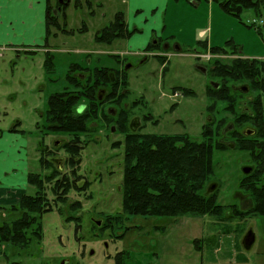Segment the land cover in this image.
<instances>
[{
  "label": "rangeland",
  "instance_id": "rangeland-1",
  "mask_svg": "<svg viewBox=\"0 0 264 264\" xmlns=\"http://www.w3.org/2000/svg\"><path fill=\"white\" fill-rule=\"evenodd\" d=\"M58 1L50 0L51 13L57 17L59 25L65 23L70 32L51 26L50 32L55 36L49 37L47 45L43 46V38L33 44L26 43L23 47L26 50L20 52L5 51L1 55L0 51V128H13L21 135L18 138L27 140L28 173L57 169L52 158H60L59 171L69 173L75 169L81 177L77 184L86 183L87 187L82 191L70 190L67 203H56L52 211L43 215L40 240H34L26 248L2 243L0 264H61L64 259L68 260L66 264H115L117 252H122L123 264L264 262V255L257 254L258 250H264V217L234 215L244 203L235 196V192L245 193L239 187L241 167L251 164L247 149L239 147L238 140L244 142L253 138L244 131L254 128L251 120L238 123L237 117L244 106H248L247 96L257 97L259 92L251 88L245 94L234 93L233 112L226 109V101L205 94V87H212L211 81L221 80L209 69L216 60L221 64H229L234 58L264 60V28L260 27L261 33L256 31V26L264 21V12L255 17L246 11L237 18L208 0H197V5L192 0L171 1L167 22L173 36L160 40L157 47L131 49L127 47V37L115 38L110 43L94 39V34L112 20L115 0H91L93 6L80 1L78 7L70 2L64 12L58 8ZM199 27L208 29L209 45L205 40L199 44L194 41L193 31ZM179 40L183 54L172 49ZM228 40L238 45L234 53L228 46L222 52H210L209 46H224ZM141 41L142 37L136 36L131 43ZM152 41L154 39L148 44ZM164 43L171 46L167 51L162 47ZM156 53H161L165 63L153 55ZM48 54L53 57L52 72L45 71L43 66ZM72 62L86 68L77 72L83 77V74H92L94 67L104 66L118 79L126 81L117 88L114 97L98 103L97 117L88 124L89 131L80 136L82 148L73 168L68 163L69 153L62 147L69 141L70 134L41 130V125L45 124L46 100L53 92L66 89L65 74ZM125 64L129 65L127 69ZM197 64L208 69V73L199 71ZM243 82L248 83L228 80L227 84ZM181 87L188 88L189 92L180 95ZM95 88V94L101 88L106 94L111 89L108 86ZM261 101L264 103V93ZM80 104H87V100L80 98L75 109ZM110 106L117 109V115L108 113ZM118 113L123 114L122 119ZM207 116L211 118L209 122ZM133 118L140 120L136 131L129 128ZM205 129H211L213 141L223 145L213 151V174L201 192L205 196L215 195V202L222 206L219 215L131 216L123 221L122 228L100 229L107 216L121 212L120 186L128 133L186 134L200 141ZM21 140L17 142V150ZM56 140L58 144H54ZM40 155H45L53 165L48 164V168L42 170L38 161ZM211 184H215L213 190H210ZM49 191L47 189L51 201L54 196ZM26 192L34 193L35 187L30 185ZM72 202H79L80 206L71 209ZM16 216L18 214L6 206L0 210V225ZM69 216L76 219L68 220ZM126 227L129 229L118 237ZM249 227L256 238L251 248L245 249L242 237ZM195 238L201 239L199 249L193 244Z\"/></svg>",
  "mask_w": 264,
  "mask_h": 264
},
{
  "label": "trees",
  "instance_id": "trees-1",
  "mask_svg": "<svg viewBox=\"0 0 264 264\" xmlns=\"http://www.w3.org/2000/svg\"><path fill=\"white\" fill-rule=\"evenodd\" d=\"M169 1L178 2L179 0ZM210 1L217 3L225 13L237 18H240L241 14L246 11L252 12L255 17H260L264 12V0ZM70 2H73L74 7H78L80 4V0H59L57 6L64 12ZM124 20V13L120 10L116 11L112 20L94 34V39L110 43L115 38H128L135 30H128ZM51 26L57 30L70 32L66 29L65 23L59 25L57 17L52 15L50 0H48L43 46L47 45L51 35L55 36L54 32H50ZM260 27L264 28V21L256 26L258 33H261ZM81 28L79 31H81ZM159 39H157V43L161 40ZM199 43L200 41H197V44ZM157 46L158 44L152 43L148 44V48H146L150 49V47ZM226 46L232 48V53L238 48L237 44L228 40L224 46H209V50L212 53L222 52ZM28 52L33 53V51ZM51 55H46L43 62L44 69L47 72H52L54 68ZM215 62L216 66L211 72L221 79V83L218 88H208L209 96H218L221 100L226 101L228 103L226 109L233 112L235 96L232 95L236 91L232 90L227 81L246 80L253 90L260 93L255 97L256 103H253V108L257 104L263 105L261 95L264 93V60L234 58L229 64H221L218 60ZM85 69L76 62L69 64L65 81L71 89L66 86L63 92H53L48 96L46 100L47 108L43 118L45 124L41 125V130L44 133L70 134L69 141L65 142L62 147L69 153L68 163L72 168L76 165V156L82 148L80 136L89 131L90 125L88 124L97 117L95 110L98 103L103 101L97 98L95 87H111L105 95V99H107L117 94V88L120 85L126 84V81L120 82V80L111 82L110 74L116 78L118 77L108 67H94L92 69L93 73L83 74L84 77L81 73H77L79 70ZM184 92L187 93L188 91L184 90ZM80 98H85L87 104H80L75 109ZM81 108H83L82 112L79 111ZM257 109L258 122L260 125H264L261 114V112H264V106L260 112ZM118 115L122 119L123 114L118 113ZM249 120L250 117L245 114L237 117L238 123ZM123 122L125 123V118ZM123 126L121 127L122 130L125 129ZM9 131L15 130L9 128ZM263 131L262 128L258 135ZM201 136L202 139L197 141L190 139L186 134L128 133L124 142V167L120 186L122 196L121 212L107 216L100 229L110 228L114 230V228H122L123 221L131 216L173 218L183 215H219L222 206L215 202V195L212 193L210 196H205L201 192L213 174V151L223 148V145L213 141L211 129L203 130ZM253 139L256 138L244 139L245 141L241 142L242 144H239V147L249 149L250 145L253 146ZM42 154H44L43 151ZM261 156L262 154H257L253 158H260ZM38 161L42 170L47 169L48 164L53 165L48 163L50 161L45 155H40ZM80 178L75 169H72L69 173L60 172L58 167L57 169L53 167L50 172H29L27 182L35 187V192L32 194L24 192L18 202L9 205L10 210L16 212L18 216L0 225V246L5 243L15 248H26L34 240H40L42 237L41 221L43 215L52 211L53 205H56V203H65L67 193L70 190H85L86 183L82 186L77 184ZM48 184L49 186H47ZM47 189L54 196L52 199L54 203L51 202L52 200L50 201ZM253 198L254 207L247 211L234 212V215L264 216V193L257 190ZM73 204L69 205L71 209L80 206L79 202ZM57 210L61 212L59 207ZM73 217L69 216L68 220L76 219ZM128 229L129 227L123 229L124 232L119 234L118 237L124 235ZM200 241L199 238L193 239V244L198 249L200 248ZM121 253L117 252L115 254V264H123L120 257Z\"/></svg>",
  "mask_w": 264,
  "mask_h": 264
},
{
  "label": "crops",
  "instance_id": "crops-1",
  "mask_svg": "<svg viewBox=\"0 0 264 264\" xmlns=\"http://www.w3.org/2000/svg\"><path fill=\"white\" fill-rule=\"evenodd\" d=\"M93 6L91 0H80ZM107 1V0H105ZM211 2L210 0H208ZM113 15L116 11L124 13L126 28L135 30L127 40V47L131 49H144L152 39H166L173 36L168 29L167 16L169 12V0H115ZM103 6V2H99ZM197 5V0H192ZM48 0H4L0 4V51L20 52L24 45L33 44L36 40H42L46 32V7ZM92 13V12H90ZM95 11L92 13L94 14ZM104 16V15H103ZM111 21V19H110ZM109 21V22H110ZM194 41H204L208 29L196 28L193 31ZM142 37L139 44H132L134 37ZM159 39V40H160ZM180 40L177 45L181 44ZM181 46V45H180ZM43 48V47H42ZM182 48V47H181ZM30 50V49H29ZM17 131L0 128V210L6 206L18 202L20 196L27 191L30 184L27 183L29 171V157L26 150L27 140L18 138ZM21 136V135H20ZM21 140L19 150L17 142ZM21 150H23L22 153ZM257 218L259 216H252ZM264 217V216H263ZM251 229L252 228H248ZM253 231V230H252ZM254 233V241H255ZM253 241V243H254ZM252 243V245H253ZM251 245V246H252ZM250 246V248H251ZM248 248V249H250ZM257 254L264 255V250H258ZM224 262V261H223ZM219 263V262H217ZM202 264V263H201ZM222 264V261L219 263ZM234 264H237L234 262ZM244 264V263H239ZM260 264H264L261 262Z\"/></svg>",
  "mask_w": 264,
  "mask_h": 264
},
{
  "label": "flooded vegetation",
  "instance_id": "flooded-vegetation-1",
  "mask_svg": "<svg viewBox=\"0 0 264 264\" xmlns=\"http://www.w3.org/2000/svg\"><path fill=\"white\" fill-rule=\"evenodd\" d=\"M152 43L157 44V38L154 39V41H152ZM162 47L165 51H167L171 46H169L168 43H164ZM180 48H181L180 46L175 45V48H172V49L174 52H177L178 54H183L182 53L183 49L180 50ZM146 52H149V51H146ZM153 55H156L155 57H157V59H159L161 61L163 60L165 63V58L161 55V53H159V54L156 53ZM142 57L146 58L145 56H142ZM126 65L127 64H125V66H124L125 69L128 68V67L126 68ZM198 66H201V67H203V66L199 65V64H197V66H196L197 69L199 71H201L198 68ZM215 66L216 65L214 64L212 67H210L209 68L210 71ZM201 72L206 74V73H208V69L205 68V71H201ZM110 80H111V82H117L120 79H118L115 76H113L112 74H110ZM120 82H122V80H120ZM220 83H221V81H218V82L217 81H211L210 86H212L213 88H218L220 86ZM241 84L248 85V90L242 91V90L237 89V87ZM230 87L232 88V90L236 91L237 94H239V93L245 94L251 90L249 82L248 83L243 82V83H240L238 85H231ZM101 89L104 90V92H103L102 98L99 100H104L105 95H106V91L104 88H101ZM101 89H99V90H101ZM181 89L183 90V92H182V94L179 93L180 95H184V90H187L189 92L188 88L181 87ZM99 90H98V92H99ZM98 92H97V94H98ZM205 94L208 97V86L205 87ZM176 95H178V93ZM114 103L116 104V101ZM246 103H248V106H244L243 111L240 112V114L238 116L245 114V115H248V117H250V120L253 122L254 128H247L244 132L246 133L245 135L252 136V137L254 136L253 138H256V139L252 140L253 146L250 145V147H248L249 149L246 150V151H248V153L251 157L250 158L251 164L242 165V167H241L242 177L239 180V187H241V189L243 191H245V193L235 192V196L238 199H242L244 201V203H243V205L239 211H247V210H249L255 206L254 201H253V196L257 190H260L262 193H264V179H263L264 178L263 177L264 176V163H263L264 162V131L258 135V133L262 130V128L264 129V125L259 124L258 119H257L258 114H256V109L259 108L257 110L260 112L262 110L261 108L264 106V103H263V105L257 104V106L255 108H253V103H256V98H255V96H251V95L247 96ZM112 108L115 109V112H114V114H110V115H113V116L117 115V109L114 106H110L108 108V110H110ZM124 113H126V112H124ZM261 114H262L263 119H264V112L263 113L261 112ZM210 119H211L210 117H208V116L206 117V120L208 122L210 121ZM139 121H140L139 119L133 118L129 124V128L132 131H136L140 127ZM263 123H264V120H263ZM112 128H114V127L112 126ZM255 135H258V136H255ZM55 142H54V144H55ZM238 144H242L240 140H238ZM257 154H262V156L260 158L254 159L253 157ZM261 158L263 159L262 162H261ZM53 159H55V158H52V161H53ZM258 160H260V161H258ZM53 162L56 164L57 167H59L55 161H53ZM243 167H246L248 169L247 173L243 172V170H242ZM247 196H248V198H246ZM230 206L238 209L237 205H235V204H231Z\"/></svg>",
  "mask_w": 264,
  "mask_h": 264
},
{
  "label": "water",
  "instance_id": "water-1",
  "mask_svg": "<svg viewBox=\"0 0 264 264\" xmlns=\"http://www.w3.org/2000/svg\"><path fill=\"white\" fill-rule=\"evenodd\" d=\"M127 67H129L128 64L126 65V68H127ZM198 68H199L201 71H205V68H204V67L198 66ZM237 89L242 90V91H247V90H248V85H246V84H241V85H239V86L237 87ZM103 92H104V90H102V89L99 90V92H98V94H97V98H98V99H101V98H102V96H103ZM114 112H115V109H114V108L108 110V113H109V114H114ZM208 120H209V119H208ZM113 129H114V128H112V130H113ZM55 144H58V141H56ZM53 161H55V162L58 164V166L60 165V158H55V159H53ZM242 170H243L244 173H247V172H248V169H247L246 167H243ZM214 187H215V184H211V186H210V190H213ZM97 224H100V221H97ZM253 241H254V232H253L251 229H248V230L245 232V234L243 235V237H242V245H243V247H244L245 249H248V248H250V246L252 245ZM67 262H68V260H67V259H64V260L61 262V264H66Z\"/></svg>",
  "mask_w": 264,
  "mask_h": 264
},
{
  "label": "snow or ice",
  "instance_id": "snow-or-ice-1",
  "mask_svg": "<svg viewBox=\"0 0 264 264\" xmlns=\"http://www.w3.org/2000/svg\"><path fill=\"white\" fill-rule=\"evenodd\" d=\"M4 2V0H0V4H2Z\"/></svg>",
  "mask_w": 264,
  "mask_h": 264
},
{
  "label": "clouds",
  "instance_id": "clouds-1",
  "mask_svg": "<svg viewBox=\"0 0 264 264\" xmlns=\"http://www.w3.org/2000/svg\"><path fill=\"white\" fill-rule=\"evenodd\" d=\"M79 111H81V112H82V111H83V108L79 109Z\"/></svg>",
  "mask_w": 264,
  "mask_h": 264
},
{
  "label": "built area",
  "instance_id": "built-area-1",
  "mask_svg": "<svg viewBox=\"0 0 264 264\" xmlns=\"http://www.w3.org/2000/svg\"><path fill=\"white\" fill-rule=\"evenodd\" d=\"M262 19H260V21H261ZM262 22V21H261Z\"/></svg>",
  "mask_w": 264,
  "mask_h": 264
}]
</instances>
